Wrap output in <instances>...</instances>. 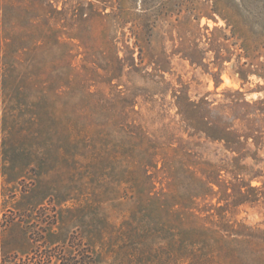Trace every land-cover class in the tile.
<instances>
[{
    "label": "rangeland",
    "instance_id": "1",
    "mask_svg": "<svg viewBox=\"0 0 264 264\" xmlns=\"http://www.w3.org/2000/svg\"><path fill=\"white\" fill-rule=\"evenodd\" d=\"M0 264H264V0H0Z\"/></svg>",
    "mask_w": 264,
    "mask_h": 264
}]
</instances>
